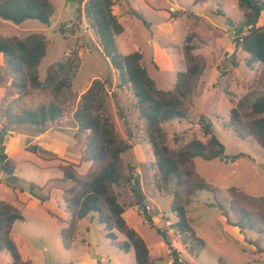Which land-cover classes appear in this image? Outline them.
Returning a JSON list of instances; mask_svg holds the SVG:
<instances>
[{"label": "rangeland", "instance_id": "rangeland-1", "mask_svg": "<svg viewBox=\"0 0 264 264\" xmlns=\"http://www.w3.org/2000/svg\"><path fill=\"white\" fill-rule=\"evenodd\" d=\"M49 1L54 11L48 25L36 19L15 24L0 18L1 37L23 38L30 33L45 36L46 53L38 67L41 80L51 64L65 60L73 50L78 60L71 88L55 96L31 88L18 93L10 84L11 71L0 55V152L15 160L17 177L16 181L9 180L17 187L12 189L6 185L8 178L0 175V200L17 207L23 216L11 230L22 258L31 264H136L133 251L125 253L112 246L95 218L88 216L79 222L77 238L68 250L59 235L69 219L63 189L71 185L69 180H61L59 166L77 164L79 175L89 167L88 162L81 161L85 135L76 130L73 113L82 93L94 79H99L104 82L101 96L105 114L114 122L118 134L133 144L123 155L126 171L139 180L135 191L130 184L116 186L118 199L125 207L126 222L146 242L153 264H173L170 250L156 231L159 227L166 230L179 264H264V228L261 232H240L226 223V216L231 217V186L253 196H264V149L253 137L239 136L232 127L225 126L238 100L260 88L258 65L247 66L248 54L236 44L235 28L243 25L247 17L239 0H211L196 5L193 0H113L112 12L124 28L115 40L118 52L141 53V63L159 89L173 88L178 72L185 70L182 46L188 36H192L194 53L206 62L187 117L162 124L167 145L177 150L195 138L206 142L208 136L199 124L203 115L224 145L225 156L242 154L233 162L225 158L193 159L196 172L217 191L194 192L185 206L189 229L183 233L174 226L177 216L170 211L175 180L164 182L160 177L131 87L122 82L120 72L104 55L84 12L87 0ZM256 25H264V13ZM51 103L59 105L62 112L42 128L46 133L43 136L36 126L18 122L24 111ZM33 145L40 147L38 153L26 149ZM31 183L36 185V192L49 199L40 202L33 197ZM144 205L149 206L146 212ZM147 215L153 218L152 224L146 220ZM10 263L9 252L0 250V264Z\"/></svg>", "mask_w": 264, "mask_h": 264}, {"label": "trees", "instance_id": "trees-1", "mask_svg": "<svg viewBox=\"0 0 264 264\" xmlns=\"http://www.w3.org/2000/svg\"><path fill=\"white\" fill-rule=\"evenodd\" d=\"M193 1L196 5L211 0ZM113 4V0H87L84 12L99 37L104 55L120 72L122 82L131 87L139 117L145 122L146 138L161 179L164 182L175 180L170 211L177 216L174 226L183 233L189 229L185 206L194 192L217 191V187L206 182L196 172L193 159L201 157L210 161L225 158L233 162L242 154L225 156L224 145L213 134L210 120L203 115L199 118V124L203 134L208 136L206 142L195 138L177 150L167 145L162 124L187 117L192 96L206 69V62L201 55L194 53L192 36H188L182 46L185 70L178 72L173 88L159 89L142 65L141 53L118 52L115 40L123 33L124 28L112 12ZM239 7L247 10V17L243 25L235 28L238 33L236 44L248 54L247 66L258 65L260 88L238 100L237 105L230 110L225 126L232 127L239 136L253 137L264 149V25L257 26V22L254 23V19L259 20L264 13V0H239ZM53 11L49 0H0V18L15 24L27 19H36L48 25ZM250 25L251 27L244 31V26ZM46 48L47 40L40 33H30L23 38L0 36V55L11 71L10 84L18 93H24L31 88L58 96L71 88L72 78L78 66L77 52L73 50V54L65 60L51 64L45 78L41 80L38 67L45 56ZM103 83L94 79L90 87L82 93L80 104L73 113L76 130L85 135L81 161L88 162L89 167L84 174L79 175L76 172L77 164L66 163L59 166L62 172L61 180H69L71 183L63 189L62 196L69 219L66 221L67 225L60 228L59 235L63 247L70 249L77 238L79 222L89 216L98 221L112 246L125 253L132 250L136 264H153L154 259L146 242L126 222L123 216L125 207L118 199L116 186L121 183L130 184L131 189L135 191L139 180L128 174L123 157L133 144L118 134L114 122L104 112L105 100L101 96ZM61 112L62 108L55 103L43 104L35 110L24 111L18 122H28L36 126L37 132L42 134L46 123L55 120ZM26 149L38 153L40 147L33 145ZM15 169V160L0 152V175L8 178L6 185L12 189L17 188L15 183L9 181L17 180ZM36 188V185L31 183L30 194L40 202L47 201L49 196L40 195L35 191ZM228 196V209L232 218L226 216L219 205L223 216H226V223L238 227L240 232L245 229H259L261 232L264 228V196L250 195L236 186L228 189ZM145 207L146 205L143 206L144 212ZM20 219L22 220L23 216L17 207L0 200V250L6 249L9 252L10 264H31L29 259L22 258L11 236L13 223ZM146 220L150 224L153 222V218L148 215ZM156 231L170 250L173 264H179L178 254L172 248L166 230L159 227ZM116 233L123 239L119 240Z\"/></svg>", "mask_w": 264, "mask_h": 264}, {"label": "built area", "instance_id": "built-area-1", "mask_svg": "<svg viewBox=\"0 0 264 264\" xmlns=\"http://www.w3.org/2000/svg\"><path fill=\"white\" fill-rule=\"evenodd\" d=\"M251 27V25L250 26H247V28H250ZM145 208H149V206L148 205H146V207ZM166 223H167V225L168 226H170L171 225V222L169 221V220H166Z\"/></svg>", "mask_w": 264, "mask_h": 264}, {"label": "water", "instance_id": "water-1", "mask_svg": "<svg viewBox=\"0 0 264 264\" xmlns=\"http://www.w3.org/2000/svg\"><path fill=\"white\" fill-rule=\"evenodd\" d=\"M257 21H258V19L255 18V19H254V23H256ZM244 29H245V31H246V30H247V27H245Z\"/></svg>", "mask_w": 264, "mask_h": 264}, {"label": "crops", "instance_id": "crops-1", "mask_svg": "<svg viewBox=\"0 0 264 264\" xmlns=\"http://www.w3.org/2000/svg\"><path fill=\"white\" fill-rule=\"evenodd\" d=\"M44 134H46V133H42V135L41 134L40 135L43 136Z\"/></svg>", "mask_w": 264, "mask_h": 264}]
</instances>
